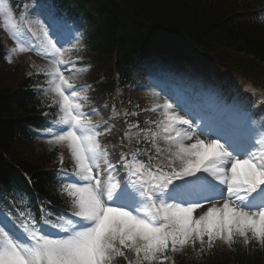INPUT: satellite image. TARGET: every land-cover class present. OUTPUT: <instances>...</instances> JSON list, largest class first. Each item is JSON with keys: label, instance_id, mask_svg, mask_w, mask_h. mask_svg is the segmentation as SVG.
I'll return each mask as SVG.
<instances>
[{"label": "snow or ice", "instance_id": "obj_1", "mask_svg": "<svg viewBox=\"0 0 264 264\" xmlns=\"http://www.w3.org/2000/svg\"><path fill=\"white\" fill-rule=\"evenodd\" d=\"M0 14L13 19L5 0ZM42 23V39L26 25L13 24L12 35L19 52L34 51L50 62L49 107L59 116L47 135L70 157L71 170L60 152L57 169L71 201L70 215L49 220L52 214L42 210L38 223L23 212L16 218L0 213V264H165L169 252L197 242L201 249L212 248L217 240L231 247L242 239L244 245L264 248V148L246 138L242 122L231 125L225 138L217 121L188 111L192 119L173 114L172 103L165 101L152 109L164 114L161 124L152 122L158 131L142 129L139 122L129 125L110 151L102 137L112 125L95 122L97 108L86 109L90 86L75 82L84 71L77 66L80 58L65 55L75 39L66 33V21L49 12ZM16 51L10 50L9 62ZM133 128L139 132L135 150L127 143ZM200 135L218 138L206 143ZM192 177L195 182L186 180ZM206 204L196 217L195 210ZM43 225L61 234L46 232Z\"/></svg>", "mask_w": 264, "mask_h": 264}, {"label": "trees", "instance_id": "obj_2", "mask_svg": "<svg viewBox=\"0 0 264 264\" xmlns=\"http://www.w3.org/2000/svg\"><path fill=\"white\" fill-rule=\"evenodd\" d=\"M52 1L55 9L70 13L68 19L78 12L88 13L85 39L92 61L95 57L98 61L86 64L99 70L96 75L107 80L110 91L121 82L130 87L131 94L133 85L143 76L142 67L153 55L208 62L226 74L236 71L248 76L263 87L264 21L259 20L264 0ZM116 32L119 34L115 36ZM215 44L224 45L225 55L212 48ZM3 51L0 43V181L9 191L18 185L12 181L15 172L8 161L21 157L17 146L40 110L41 101L34 88L43 83L44 76L33 71L29 60L9 63ZM133 63L138 65L137 72L131 69ZM116 75L118 81L114 80ZM134 112L131 110L126 120ZM24 164L31 169L29 163ZM31 175L38 191L46 193L56 205L63 204L57 199L51 173L33 168ZM26 187L29 189L28 183ZM238 249L243 254L225 264H264V248L257 243Z\"/></svg>", "mask_w": 264, "mask_h": 264}, {"label": "rangeland", "instance_id": "obj_3", "mask_svg": "<svg viewBox=\"0 0 264 264\" xmlns=\"http://www.w3.org/2000/svg\"><path fill=\"white\" fill-rule=\"evenodd\" d=\"M39 6V7H37ZM35 8H33L30 13H37L38 15L40 16H43V18H45V15L48 13L46 8L43 6V5H37ZM40 13H43V15H41ZM13 24H16V20H14V17L13 19L11 20H6L5 16L3 14H0V28L2 30V33L3 35H11L12 34V31H11V25ZM27 26H29L32 30L34 28H37V30L33 31L35 32L36 34L38 33V30L39 29H45V27L43 26L42 23L38 22L37 24H30V21L28 20L27 21ZM6 47H7V51H8V54L10 53V50L13 49V48H17V51L15 53H12L11 54V59H17V56L21 55V54H26L25 52L21 53L19 52L18 50V45L17 44H14L11 42V40L6 37ZM36 61L38 62L37 63V66L40 67V66H46V67H49L50 68V63L46 60H42V59H36ZM166 100L163 98H161V102L164 103ZM200 139H203L202 138V135L199 136ZM195 139L196 137H193V140L190 141V142H195ZM205 140V139H204ZM206 141V140H205ZM194 262V260L192 261Z\"/></svg>", "mask_w": 264, "mask_h": 264}, {"label": "bare ground", "instance_id": "obj_4", "mask_svg": "<svg viewBox=\"0 0 264 264\" xmlns=\"http://www.w3.org/2000/svg\"><path fill=\"white\" fill-rule=\"evenodd\" d=\"M119 33L118 32H116L115 33V36L116 35H118ZM224 46V45H223ZM223 46H221L220 44H215V45H213L212 46V48L213 49H215L216 51L218 50L222 55H225V53H226V50L224 49V47ZM225 47H227V46H225ZM229 47V46H228ZM134 65L132 66V70H134L135 72H137V67H138V65L136 64V63H133ZM170 89H169V85L168 84H166V87H165V89H164V91H169ZM27 106H28V104H27Z\"/></svg>", "mask_w": 264, "mask_h": 264}]
</instances>
